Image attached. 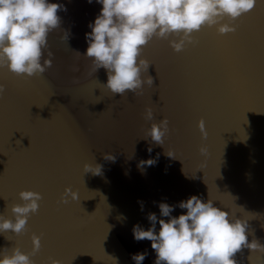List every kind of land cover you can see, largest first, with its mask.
Here are the masks:
<instances>
[{
    "label": "water",
    "instance_id": "95a60500",
    "mask_svg": "<svg viewBox=\"0 0 264 264\" xmlns=\"http://www.w3.org/2000/svg\"><path fill=\"white\" fill-rule=\"evenodd\" d=\"M49 2L67 9L58 15L69 33L65 42L61 29L49 34L41 62L50 51L52 67L33 77L0 68L6 89L0 95V215L11 218L10 206L21 203L22 190L43 197L24 233H0V252L19 247L30 253L36 234L41 248L30 257L34 264H49V258L60 264H135L131 256L145 251L142 264H154L151 242L135 240L133 226L147 230L148 213L161 219L159 203L173 206V217L183 214L176 205L192 195L248 219L249 241L264 244V0L235 21V32L202 28L194 33L197 43L181 52L153 38L142 52L153 86L123 99L103 87L106 71L95 72L83 55L88 25L101 5ZM146 106L153 121L143 118ZM163 117L169 121L164 145L141 139ZM200 119L206 139L197 128ZM105 153L115 160H105ZM148 159L156 163L139 166ZM85 163L101 165V174L84 173ZM66 187L79 199L60 204ZM235 259L264 264V253L242 249Z\"/></svg>",
    "mask_w": 264,
    "mask_h": 264
},
{
    "label": "clouds",
    "instance_id": "9594fccd",
    "mask_svg": "<svg viewBox=\"0 0 264 264\" xmlns=\"http://www.w3.org/2000/svg\"><path fill=\"white\" fill-rule=\"evenodd\" d=\"M96 2L101 9L88 25L91 31L85 34L88 46L83 55L91 59L95 72L101 68L106 71L107 81L102 83L103 87L113 96L119 94L123 99L128 92L142 94L144 85L153 86V78L147 75L150 63L142 58L144 47L153 38L167 40L174 52H181L187 44L197 43L194 33L202 28L215 26L220 35L235 32V21L253 10L258 0ZM59 11L67 9L49 0H0V68L24 77L42 75L51 68L53 54L50 51L48 58L43 63L41 61L44 50L48 48L49 34L61 29ZM225 20L226 23L223 22ZM61 30L64 33L61 39L65 42L69 33ZM5 90V85L0 83V95ZM143 118L146 121L154 120L151 107H145ZM197 128L201 138L206 139L203 119L197 121ZM168 132L169 121L163 117L159 122H152L141 139L150 137L155 144L164 145ZM147 151L151 153L152 148L149 147ZM198 151L201 156L207 155L205 146H200ZM165 155L178 159L174 153L165 152ZM103 158L115 160L110 153H105ZM155 163L154 159H148L141 161L139 166H152ZM101 170L99 164L83 165L84 173L100 175ZM18 197L21 203L10 206L11 218L0 215V233H24L28 219L38 212L39 202L43 199L39 192L32 190H22ZM69 198L73 201L79 199L77 192L66 187L59 203L67 204ZM158 207L161 219L155 213H148L151 226L147 230L139 225L132 228L135 240L151 242L155 252L154 264H237L235 256L242 249L264 253V244L258 239L249 241L248 219H238L234 213L215 206L210 198L205 201L196 195L190 196L176 205L186 211L175 217L171 216L173 206L159 203ZM31 245L30 253L22 252L19 247H13L10 254L7 249L0 252V264H34L30 257L39 252L41 236L32 234ZM146 255V251L136 253L131 259L135 264H142ZM49 264H60V261L49 258Z\"/></svg>",
    "mask_w": 264,
    "mask_h": 264
}]
</instances>
